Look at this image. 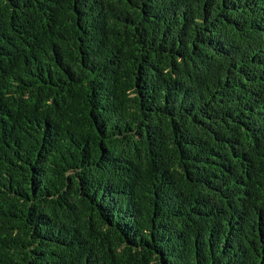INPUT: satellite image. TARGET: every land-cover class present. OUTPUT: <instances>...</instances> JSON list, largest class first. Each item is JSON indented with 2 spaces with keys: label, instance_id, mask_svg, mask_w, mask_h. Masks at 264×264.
<instances>
[{
  "label": "trees",
  "instance_id": "16d2710c",
  "mask_svg": "<svg viewBox=\"0 0 264 264\" xmlns=\"http://www.w3.org/2000/svg\"><path fill=\"white\" fill-rule=\"evenodd\" d=\"M0 264H264V0H0Z\"/></svg>",
  "mask_w": 264,
  "mask_h": 264
}]
</instances>
